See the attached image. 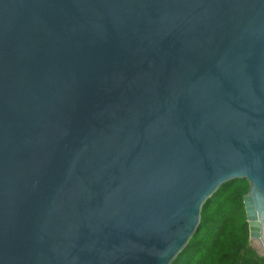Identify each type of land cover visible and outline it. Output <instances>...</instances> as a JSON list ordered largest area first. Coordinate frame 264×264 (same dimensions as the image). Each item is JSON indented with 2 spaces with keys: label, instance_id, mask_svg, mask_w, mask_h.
Wrapping results in <instances>:
<instances>
[{
  "label": "water",
  "instance_id": "1",
  "mask_svg": "<svg viewBox=\"0 0 264 264\" xmlns=\"http://www.w3.org/2000/svg\"><path fill=\"white\" fill-rule=\"evenodd\" d=\"M236 179L264 256V0H0V264H172Z\"/></svg>",
  "mask_w": 264,
  "mask_h": 264
},
{
  "label": "trees",
  "instance_id": "2",
  "mask_svg": "<svg viewBox=\"0 0 264 264\" xmlns=\"http://www.w3.org/2000/svg\"><path fill=\"white\" fill-rule=\"evenodd\" d=\"M246 179L221 186L204 204L200 225L172 264H264L250 244L244 197Z\"/></svg>",
  "mask_w": 264,
  "mask_h": 264
},
{
  "label": "rangeland",
  "instance_id": "3",
  "mask_svg": "<svg viewBox=\"0 0 264 264\" xmlns=\"http://www.w3.org/2000/svg\"><path fill=\"white\" fill-rule=\"evenodd\" d=\"M250 246H251L253 249H255L257 252H259V251L257 250L256 246H255V243H251Z\"/></svg>",
  "mask_w": 264,
  "mask_h": 264
}]
</instances>
